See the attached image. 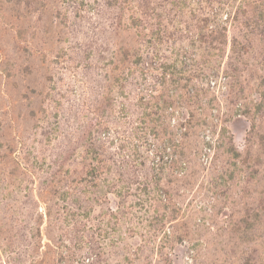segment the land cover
<instances>
[{
	"label": "rangeland",
	"instance_id": "rangeland-1",
	"mask_svg": "<svg viewBox=\"0 0 264 264\" xmlns=\"http://www.w3.org/2000/svg\"><path fill=\"white\" fill-rule=\"evenodd\" d=\"M107 1L0 0V264H264V0Z\"/></svg>",
	"mask_w": 264,
	"mask_h": 264
},
{
	"label": "trees",
	"instance_id": "trees-1",
	"mask_svg": "<svg viewBox=\"0 0 264 264\" xmlns=\"http://www.w3.org/2000/svg\"><path fill=\"white\" fill-rule=\"evenodd\" d=\"M109 1V0H108ZM107 1V3L105 2V5L107 6V7H113L114 6V3L115 2H112V1H109L108 2ZM144 1V0H143ZM125 3H131V0L130 1H125ZM132 22H134V21H132ZM135 23V22H134ZM133 25V24H132ZM205 27H206V25H205ZM127 53V52H126ZM126 53H124L123 55H127ZM129 56V55H128ZM135 64L136 65H139L140 64V59L139 58H137L136 60H135ZM163 104H166V103H163ZM165 142V141H164ZM168 148V147H167ZM233 156H235V157H237V154L236 153H233ZM173 166H174V163H173ZM93 171H94V169H92ZM91 170V171H92Z\"/></svg>",
	"mask_w": 264,
	"mask_h": 264
}]
</instances>
